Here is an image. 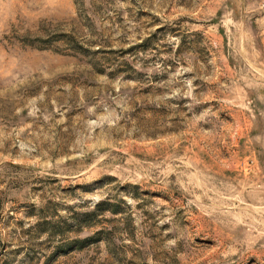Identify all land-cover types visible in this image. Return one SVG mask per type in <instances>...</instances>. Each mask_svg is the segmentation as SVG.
Returning <instances> with one entry per match:
<instances>
[{
	"label": "rangeland",
	"instance_id": "1",
	"mask_svg": "<svg viewBox=\"0 0 264 264\" xmlns=\"http://www.w3.org/2000/svg\"><path fill=\"white\" fill-rule=\"evenodd\" d=\"M0 264H264V0H0Z\"/></svg>",
	"mask_w": 264,
	"mask_h": 264
}]
</instances>
